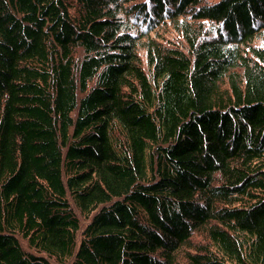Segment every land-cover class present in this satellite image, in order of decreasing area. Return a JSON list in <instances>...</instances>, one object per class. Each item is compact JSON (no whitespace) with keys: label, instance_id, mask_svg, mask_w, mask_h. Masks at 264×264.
Returning <instances> with one entry per match:
<instances>
[{"label":"trees","instance_id":"obj_1","mask_svg":"<svg viewBox=\"0 0 264 264\" xmlns=\"http://www.w3.org/2000/svg\"><path fill=\"white\" fill-rule=\"evenodd\" d=\"M263 38L264 0H0V264H264Z\"/></svg>","mask_w":264,"mask_h":264},{"label":"rangeland","instance_id":"obj_2","mask_svg":"<svg viewBox=\"0 0 264 264\" xmlns=\"http://www.w3.org/2000/svg\"><path fill=\"white\" fill-rule=\"evenodd\" d=\"M154 34L161 36L163 38L162 42H164V44L166 45L178 46V47L184 46V40L181 38V35L178 32L173 30L170 22L161 23L160 26L155 28V31H152L150 33V35H154ZM260 43L264 45V38L258 40V44ZM139 55L141 59L144 60V48L141 47L139 49Z\"/></svg>","mask_w":264,"mask_h":264}]
</instances>
